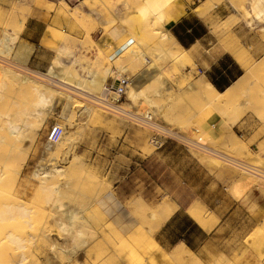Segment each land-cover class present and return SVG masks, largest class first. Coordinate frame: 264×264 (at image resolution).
<instances>
[{
	"label": "rangeland",
	"instance_id": "374dc122",
	"mask_svg": "<svg viewBox=\"0 0 264 264\" xmlns=\"http://www.w3.org/2000/svg\"><path fill=\"white\" fill-rule=\"evenodd\" d=\"M72 1L71 7L74 8L72 17L75 22L70 27V32L61 34L49 31L46 39H50L51 42L44 44L53 49L55 55L61 53L62 59L67 63L63 64L68 66L72 73H81L79 75L87 78L89 76L87 71L89 70L103 71L108 69L110 79L108 78L107 82H110L112 78L117 77L115 72L121 71L123 66L133 62L131 72H127L131 73V76L133 75L135 82L133 85H136L141 79L139 86L146 85L147 88L144 90L148 94L152 91L151 98L153 101L151 104H146L141 101L142 99L138 100L134 105L137 112L140 109L145 111L144 113L149 112L155 116L153 111L161 109L163 113L157 114L156 119L175 131H183L184 137L198 141L233 159L246 161L264 169V73L250 77L249 70L264 59V36L254 37L250 50L242 49L241 52L237 46H232L236 56L241 52L247 58L245 59L246 73L244 76L246 79L245 93L240 96L241 99L238 97V100L247 101L251 106L239 108L237 111L241 113V116L234 125H231L230 123L235 117V114L232 113L234 110L229 111L227 107L219 106L204 107V103L198 95V97H193L194 93L186 92L188 85L195 82L187 67L190 66L194 72L196 71L194 65L182 60L186 57L174 59L169 55H164L165 57L160 59L156 54L159 55L161 52H152L148 49L156 39L158 40L159 32L167 30L165 24L170 21L172 23V19H175L171 16V20L168 21L165 15L171 10H176L180 6L181 0H165L169 2H167V6L164 4V0H88L84 5L81 4L84 0ZM213 1L214 3H212ZM213 1L205 4L199 3L200 7L196 13L199 15L212 14L215 12V6L219 8L223 4V0ZM27 2L38 5L42 1L11 0L7 9H2L0 6V39L4 37L3 44H0V55L15 63L14 48L22 33L23 24L21 23H25L29 13V9L26 8ZM246 3L247 0L232 1L231 5L235 6H233L234 11H230L227 18L221 17L218 20L215 33L218 34L221 43L228 42L230 45L235 43L236 37L233 33L235 26L245 24L249 27V25H254L255 12L250 14ZM79 4L81 6H78ZM61 5L70 10L64 2ZM55 7L54 4H50L52 10H55ZM142 7L146 9L142 11ZM235 8L239 12L241 11L240 13L244 14L247 19L244 20L245 18L241 19V17L236 16ZM130 16L135 17L134 20ZM125 17L128 19L124 26L121 24V18ZM259 21L263 22L264 20ZM65 23L68 24V22ZM103 23H105L104 26ZM8 39L11 40L8 41ZM60 42L65 44V49L59 48ZM170 47L171 43L168 42L165 48L169 49ZM251 52L253 58L250 56ZM242 55L238 57L239 61H242L243 58L240 59ZM144 59L148 60L149 63H146ZM0 65L18 72L21 71L22 74L29 70L26 73L30 72L31 77L36 78V80L38 78L36 76L46 74L49 71L48 69L44 72L31 71V69L20 66V64L17 68L8 63H0ZM156 71H159L168 84L172 86L173 95L183 91L178 102L168 104L156 93L155 90L161 87L160 83L153 80L152 75ZM37 73L39 74L37 75ZM148 82L152 84L149 85ZM9 94H6V97H0L1 111H6L11 103L8 96L11 97L12 94ZM64 98L57 96V103L54 104L53 110L46 117L45 122L38 128L39 133L34 137L32 145H28L23 151L15 152L12 161L11 159L8 161V168L5 170V176L8 180L14 179L19 172L20 175L15 189H13V185L11 186L12 183L8 184L11 187L7 185L11 194L8 195L10 198L8 196L5 198V201L13 205L16 196L24 201L26 210L29 209L32 212L26 217H19L23 211H16L12 207L4 208L5 211L2 209L1 213L4 211V215L0 217L2 218L0 223H7L5 226H8L7 228L4 227V232L11 230L15 236H21L23 247L18 248L14 244L8 243L10 248L2 249L0 251L1 256L6 258L12 252H15L16 255L23 253L27 257L25 264H49L46 259L48 258L46 256L48 249L44 248L39 234L40 230L52 226L49 222L52 221V218L46 209L53 203L54 197L52 191L43 190L39 180L32 175L36 170L47 167L50 153L55 151L59 164L63 166H69L75 162L78 164V169L76 167L77 175L73 180L76 194L70 195L67 200H64L65 202L77 206L86 205L96 195L104 196V194L113 191L117 183L120 184L124 196L133 200L144 199L150 207H155L164 200L169 199L171 201V198L181 203L195 199L200 203L191 208L200 207L213 216L208 222L210 228L218 225L215 214L226 215V218H230L227 226L218 232L217 235L220 237L209 241L211 245L207 247V250L229 251L231 257L227 259L232 264H239L244 261V257H247V261H251L250 263L264 264V232L256 234L264 224V192L260 185L257 186L258 183H255V186L254 184L253 186L250 185V188L240 199L239 194H234L233 186L241 179L240 176L242 179L248 177L243 176L242 170L219 161L208 153L192 149L187 150L177 144H172L168 149L166 148L168 145H166L162 149L156 150L150 144L151 133L147 128L134 125L126 118L111 114L99 107L97 109V113L100 114L99 117H92L80 122L75 115L74 105ZM184 106L187 107L188 112L183 108ZM20 109L22 107L13 106L9 111L21 114ZM190 109H194V113ZM180 111H184L186 120H172L173 116H176V112ZM195 117H198V122H189ZM56 124L65 128L70 136V141L59 140L54 145L48 143L47 137L50 128ZM197 125L201 127L199 133ZM244 126L248 128L250 136H246L245 131L234 128ZM212 136L216 138L209 140ZM2 149L10 150L6 145ZM66 153L68 154L66 155ZM66 157L70 160L67 159L66 161ZM104 188H106V192ZM250 190L255 191L251 197L248 195ZM168 191L175 193H167ZM18 212L19 215H17ZM44 212L49 215L47 218L44 216ZM97 212L91 215L94 221L97 220L96 222L105 217L101 211L102 214L99 216ZM11 215L15 217L13 221L9 220L13 218ZM107 239L111 241V236L107 235ZM193 239L196 241L197 236L195 235ZM87 250H84L80 255V258H85V264L119 263L116 252H113L108 242H103L99 246ZM225 259H213L211 264H220L215 262L220 260L225 262Z\"/></svg>",
	"mask_w": 264,
	"mask_h": 264
},
{
	"label": "bare ground",
	"instance_id": "6f19581e",
	"mask_svg": "<svg viewBox=\"0 0 264 264\" xmlns=\"http://www.w3.org/2000/svg\"><path fill=\"white\" fill-rule=\"evenodd\" d=\"M86 1L88 0H84L83 2H81V4L84 5ZM212 1H208V2H212ZM167 2L166 1L164 2L166 6L169 3ZM212 3H214V1ZM212 7L214 6L212 5ZM144 9L146 8L142 7V11H144ZM197 11L198 9L196 10V12ZM240 12L237 10L236 16H238L239 18L241 17V19L245 18L244 20H246L247 17H245L244 14H241ZM165 16L168 19V21L171 20V16L167 14ZM134 18L135 17H133V20ZM121 19H122L121 24L124 25L128 17ZM262 19L263 18H261L258 14L253 18V20H262ZM245 23L247 24V22ZM256 23L254 25H249V27H251L252 29L259 28V24L261 22H256ZM11 39H8V41H10ZM3 42H4V37L0 39V44L2 45ZM168 42L171 43V47L169 49H166L165 46L168 44ZM148 49L151 50L152 52L154 51L161 52L159 55L156 54V56L159 57L160 59L164 58L165 57L164 55H169L174 59H182L185 58L187 55L184 49L180 47V45L175 41L173 35H171L168 30H162L161 32H159L158 40L156 39L154 41V44L149 46ZM60 55L61 54L57 56L53 65L50 67L49 71H47L46 74L38 75L39 73H37L38 75L36 76L38 77L37 80L36 78L31 77L32 74H29L30 72L26 73L29 70L25 71V74H22L20 73L21 71L18 72L17 70H13L12 68H8L6 66L0 65V97H6V94L9 93L12 94L11 97L7 95L11 101V103L7 107V110L6 111L0 110V119H1L0 217L4 215V211H5L4 208L9 209L12 207L13 209H16V211L17 210L23 211L22 212L23 214L21 215H19L18 212L17 215H19V217L20 216L26 217L28 216L29 213L32 212L29 209L26 210L27 207L26 208L24 207L25 206L24 201L16 196L13 205L11 203L10 204L6 203L5 198L11 194L10 188L7 189V187L10 185V183H12L11 186L13 185L12 187H14L13 189H15L16 184L19 180L18 177L20 175V172L17 173L14 179L8 180L7 176H5V170L8 168L7 165L8 161L10 159L12 161V159L15 157V152L23 151L24 148L28 147V145H32L35 139L34 137L37 135V133H39L38 128L40 127L41 124L45 122L46 117L53 110L54 104L57 103V96H63L68 101L72 102V104L76 109L75 115L77 116V119L80 122L86 121L92 117L93 118L99 117L100 114L97 113L98 107L110 113V111L105 109L104 105L99 104L97 101V97L101 96V93L105 85L108 83L107 82L109 78L108 69L101 72L98 71L96 75H94L91 78H85L77 74L76 72L72 73L68 67L64 66L61 63ZM240 55H242L241 52L238 53L237 57H239ZM144 56H146V53H144ZM243 57L244 55H242L240 59H242ZM123 67L124 68L121 69V71L117 73L115 72V74H117V77L115 78L117 79L119 78V76H123V75L129 76V78H131L132 85L129 86L127 93L125 95V101L121 104V108L123 110L119 112L120 114L119 113L117 114L123 116L126 115L124 113H127V111H133L138 113L139 116H146L149 112L144 113L145 111L143 112L138 108L137 109L139 110V112H137L136 109H134L135 108L134 105L138 100L141 99H142L141 101H144L146 104L149 103L151 104L153 102L151 99L152 91L148 94L146 90H144V88H147L146 85L145 86L140 85L141 87L139 86V83H141V79L138 80V83L136 85H133V83H135L133 81V77H132L133 75L131 76V73L130 74L127 73L131 70V67H133V62H129ZM249 70H250V77L251 76L255 77L261 73H264V59L261 60L257 65H255L253 68ZM134 72L136 73V71ZM156 74L161 76V73L159 71H156V73L152 75L153 80L155 82L161 83L160 84L161 87L155 90L156 93L160 95L159 97L165 99L164 101L168 104L172 102L174 103L178 102L183 95V91L180 94L177 95L174 94L175 95L174 96L172 92V86H170L167 80H165L163 77H161L162 80L159 81L160 77L159 78L156 77ZM244 76L240 80H238L236 84H234L232 87H230L224 92L217 91L212 86L211 83L204 80L200 82L198 81L191 83L190 85H188L189 87L186 92L196 93L204 103V107L219 106V107H227L229 111L234 110V112L232 113L235 114V115L233 114L235 117L230 123L231 125H234L241 116V113H239V111L237 110L239 108L241 109L242 107L244 108L247 105L248 106L250 105L249 103H247V101L242 102L238 100V97L240 98V96H242L245 93L244 87H245L246 79L244 78ZM13 106L22 107V109H20L21 114L11 113L9 110ZM153 113L157 117V114L160 115L163 113V111L159 109V110H154ZM114 115H116V113ZM157 121L160 122L159 120ZM160 123L162 125H165L166 127L171 128L170 126L162 122ZM63 129H64L63 137L61 138L60 141L63 142L70 141V136L68 135V132L65 131V128ZM24 143L25 145H23ZM5 145L8 146L10 150L7 151L3 150L2 148ZM54 152L55 151L50 153L51 156L48 160L47 167L41 170H36L35 172L33 171L34 173L32 175L34 176V178H37L39 180L40 182L39 184L42 186V189L46 191H52L54 197L52 201L53 203L51 202L52 204H50L49 207H47L46 209V211L52 218V221H49L50 225L52 226H50V228L48 229L45 228L40 230V234H39L40 235L39 237H41L42 239V244L44 248L48 249V253L46 255L48 258L46 259L49 262V264H85V260H84L85 258L84 259L80 258L82 252L84 250L88 251L87 249L89 248L99 246L103 242H108L111 245L113 252H116L115 254L119 259L118 264H202L203 263L196 256V254L184 244L175 247L170 252H167L155 241L154 239L155 233H157L158 230L172 217V215L176 212V210H178L177 204H175L172 201H169V199L162 201L155 207H150L144 201V199L143 200L138 199L133 201L129 205V208L131 212L136 217H138L142 223H141V227L131 231L129 234L126 235L118 232L113 226V224L106 219V217H102V219H99L98 222H96L97 220L94 221L92 219L91 215L96 214L97 211L98 212L101 211L100 208L95 204L96 201L99 200L100 197L102 196L101 194L98 196L96 195V197L90 200L88 204L82 206H77L65 202L64 200H67V198L70 195L76 194L74 191L75 184L73 180L74 177L77 175L78 164L75 162V163H71L69 166H63L59 164L58 157L55 155ZM67 154L68 153H66V155ZM213 157L221 161L218 156H213ZM67 159L70 160V158L66 157L65 160L67 161ZM212 160L216 161L215 159ZM236 168L243 171V176L246 175L248 177L246 179H242V176H240L241 179L234 184L233 192L235 195L239 194L238 197L239 198L242 197V195L250 188V185L253 186L254 184L255 186V183L256 184L258 183L257 186L260 185L262 191L264 192L263 178H259L255 175H252L241 168L238 167ZM105 189L106 188H104V190ZM2 209H4L3 213H1ZM98 212H97L98 216L102 214L101 213L102 211L100 213ZM43 214L44 216H46V218L49 216L45 212ZM189 214L192 217H194L201 225L204 226L210 221V218L213 217L210 213L202 210L200 207H194L189 209ZM11 217L13 218H10L9 220L13 221L15 217L12 215ZM0 219L2 220V218ZM31 221L29 222L31 223ZM5 225H7V223L6 224L0 223V251L7 247L10 248L8 243L14 244L18 248L23 247L22 245L23 238L19 235L15 236V233L12 232L11 230L8 232H4L5 230L4 227H6ZM25 225L31 227L28 224ZM144 225L147 226L145 227ZM262 232H264V224H262L260 231L256 234H261ZM7 235L9 236L6 237ZM107 235L111 236V241H108ZM17 255L15 252H12L10 255H7L5 258L0 254V264H25V261H27V257L23 253L21 255L20 254L18 256ZM217 258L219 259V257ZM222 258L225 257H221L220 259ZM226 259L225 262L220 260L215 263L232 264L228 262L229 261L228 259L227 260Z\"/></svg>",
	"mask_w": 264,
	"mask_h": 264
},
{
	"label": "crops",
	"instance_id": "0c3cea01",
	"mask_svg": "<svg viewBox=\"0 0 264 264\" xmlns=\"http://www.w3.org/2000/svg\"><path fill=\"white\" fill-rule=\"evenodd\" d=\"M41 1L42 2L38 5L34 3L32 4V2L26 3V8L29 9V13L27 14L25 23L23 24L20 40L16 43L13 53V58L17 63L31 69V71L33 70L37 72H44L46 69L49 70L57 56L61 54L58 53L55 55V51L53 49L44 45L51 42L50 39H46L48 32L54 31L56 33L67 34L70 32V27L75 22V19L72 17L74 11V8L71 7L73 4L72 0ZM208 1L210 0H181L180 6L176 10L167 12V15L172 16L175 19H173L172 23L171 21L166 23L165 27L170 34L173 35L175 41L180 45V47H182L187 53L186 60H182H184L185 63L189 62L196 68V71L194 72L193 68L190 66L187 67V70L192 73L195 82L203 80L207 81L211 83L217 91L224 92L236 84L246 73L245 59L247 58L243 57L242 61H239L238 57L234 53L235 49H233L232 46H237V49L240 51L242 49L250 50V45L254 37L264 36V21L259 24V28L251 30L245 24H241L237 27L235 26L233 28V33L236 37L234 39L235 43H232L231 45L228 44V42L221 43L219 41L218 34H216L215 31L218 25V20L221 17L227 18L230 11H234L233 6L231 5L232 0H223L221 7L217 8L215 6V12L212 14H197L196 10L200 7L199 3L205 4ZM234 1L240 2L243 0ZM10 2L11 0H0L1 8L7 9ZM62 2H64L70 10L65 9L61 5ZM50 4H54L56 6L55 10L50 8ZM245 5L250 10V14L255 12V15L258 14L261 18H263L262 20H264V0H247ZM63 20L68 22V24H66ZM256 22L260 21L253 20L254 24ZM102 25L104 26L105 23ZM64 47L65 44L60 42L59 48L65 49ZM250 56L253 58L252 52L250 53ZM60 57L61 63L67 64L62 59L61 55ZM144 61L149 63L146 59H144ZM76 71L79 73L78 70ZM97 72L98 71L95 70L87 71L89 74L87 78L93 77ZM156 77L161 78L162 75L160 76L156 74ZM161 80L162 79L159 81ZM148 83L149 85L152 84L151 82ZM181 92L182 91H180L179 94ZM194 94L197 96L196 93ZM183 108L187 110L186 106ZM190 111L194 113V109H190ZM172 120H186L184 111L176 112V116H173ZM189 122H198V117L193 118ZM234 128H237L239 131H245L247 133L246 136H250L247 127L244 126ZM197 130L198 133L201 131V127H199V125H197ZM182 132L183 131L180 133L182 134ZM215 138V136H212L209 140H214ZM172 144L177 143L168 142L166 144L168 145L166 148L168 149V147ZM253 192L255 191H249V197H251ZM167 193L174 194L175 192L168 191ZM133 201L135 200L122 194L121 186L117 183L115 184L113 191L102 196L97 201L96 205L100 208L106 219L113 224L115 229L126 235L141 226L140 219L136 217L129 208V205ZM171 201L177 204L178 210H176L173 214L174 216L172 215V217L154 235L155 241L165 251H171L175 247L184 244L189 247L203 263L207 264H211L213 259H218L217 257H231L229 251L224 250L223 252H218L215 250H207V247L211 245V242L209 244V241L216 240L217 237H220V235H217L218 232L222 231L225 226H227L226 224L230 221V218H226V215L215 214L218 225L214 228H210L209 223L205 226L201 225L189 214V209L200 203L199 201L192 199L188 202L181 203L173 198H171ZM195 235L197 236L196 241L193 239ZM250 262L247 261V257H244V261L239 264H254Z\"/></svg>",
	"mask_w": 264,
	"mask_h": 264
},
{
	"label": "built area",
	"instance_id": "2783aa9c",
	"mask_svg": "<svg viewBox=\"0 0 264 264\" xmlns=\"http://www.w3.org/2000/svg\"><path fill=\"white\" fill-rule=\"evenodd\" d=\"M0 63H8L16 66H19V63H15L10 59H5L0 56ZM22 66V65H20ZM132 85L131 78L129 76L123 75L119 76V78H112V81L108 82L100 97H97V101L99 104L104 105L105 109L110 111L116 115H119L120 111L123 109L121 108V104L125 101V95L129 86ZM119 113V114H117ZM126 115H121L122 117L126 118L130 123L137 125L139 127L147 128L151 133V142L150 144L155 147L156 150L162 149L168 142H175L186 149H192L195 151H202L209 153L212 156H218L221 161L226 164H229L233 167L241 168L248 173L255 175L259 178L264 179V169L243 161H239L225 155L221 152H218L214 149H210L207 146L203 145L202 143L188 139L184 137L180 132L175 131L165 125H162L157 119L150 113L146 116H139L138 113L133 111H127L124 113ZM138 114V115H137ZM126 116V117H125ZM148 116V117H147ZM64 129L61 125H53L50 128L47 141L51 145L57 144L59 140L63 137ZM185 138V139H184ZM190 140V141H189Z\"/></svg>",
	"mask_w": 264,
	"mask_h": 264
}]
</instances>
